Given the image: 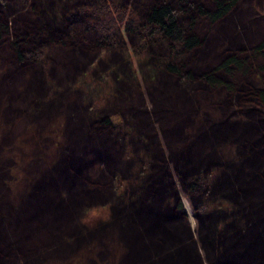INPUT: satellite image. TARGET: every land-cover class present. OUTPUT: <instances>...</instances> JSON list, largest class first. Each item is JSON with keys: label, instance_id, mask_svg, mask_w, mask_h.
Segmentation results:
<instances>
[{"label": "trees", "instance_id": "trees-1", "mask_svg": "<svg viewBox=\"0 0 264 264\" xmlns=\"http://www.w3.org/2000/svg\"><path fill=\"white\" fill-rule=\"evenodd\" d=\"M23 1L0 0V39L5 45L0 49V61L3 65L16 67L9 70L7 80H2L8 85H0V114L4 119L18 116L17 111L31 100L33 111L30 110L26 118L43 123L45 118L54 114L63 115L70 141L58 161L56 157L50 159L46 152L36 157L37 161L29 166L28 171L37 174L27 176L23 189L18 193L19 198L15 194L11 197L15 190L1 179L6 172L0 170V264H36L49 255L67 254L83 244L89 246L86 250L90 255L96 251L95 247H91L94 244L90 243L101 245L103 249L98 251L101 261L97 263L92 259L90 264H202L190 231L184 224L183 210L168 167L164 161L158 164L157 159L162 160L163 154L156 134L152 135L154 130L150 126V118L158 122L163 131L173 165L180 171L178 175L183 188L189 192L205 189L203 200L212 202L204 208L212 206L214 210L201 219L204 228L202 239L205 238L206 251L212 257L211 264H264V36L248 52H229L217 65L206 69L210 53L220 39L209 36L207 43L202 45L196 32L197 20L219 21L235 7L236 0H205V3L198 0H150L146 5H132L134 7L128 5V0H96L98 5H102L97 11L107 10L108 19L124 20L125 10L128 8L130 11L125 28L136 36L139 50H146V59L141 62L142 66L149 68H143L142 75L151 98L150 112L139 91L129 86L128 77L124 75L125 84L118 82L119 75L128 72V62L120 49L112 52L110 57L100 59L98 65L92 68L100 80L93 79L96 84L90 89L96 92L100 85V95L104 94L105 99L103 108L98 111L81 108L93 92L90 90L84 95L77 91L73 76L82 74L85 83H88L89 76L86 78L80 66L85 63V68L90 67L92 61L85 60L93 53V48H107L112 45L111 39L110 42L95 34L91 41L88 40L87 31H84L87 23L84 20L81 22L80 32L73 22L79 19L77 10L67 15L69 20L65 14L58 19L62 6H69L70 1L37 0V6ZM18 7H29L30 10L21 12ZM84 8L94 10L92 4L80 9ZM237 14L239 18L243 17L240 11ZM50 18H53V29ZM114 19L113 29L116 27ZM70 20L72 23L67 29L71 27L69 32H74L72 37H68L67 31L63 35L61 33L62 26ZM107 21L102 19L99 25L104 26ZM220 30L229 39L230 46L240 43L237 34H231L229 29ZM251 33L245 32V38L251 40ZM62 44L64 46L60 50L58 46ZM66 45L69 48H65ZM6 46L11 58L4 50ZM190 52H195L193 54L200 61L185 66V55ZM46 55L55 63L56 58L59 61L58 74L54 77L58 85L54 91V85L49 86V79L43 75L42 67L48 75ZM258 59H263L262 64ZM253 65L263 71L261 83L252 84L248 78L237 82L233 80L238 73L251 78L249 69ZM29 68L37 78L33 85L27 83L28 74L21 75L19 71ZM106 70L114 73V80L108 83L105 75L109 72ZM159 70L164 73H160L164 86L162 92L154 77ZM19 76L27 84L24 91L16 87ZM149 84L154 87H149ZM60 86L67 88L61 92ZM50 91L54 94L51 98ZM6 93L7 100L4 97ZM231 101L237 105L256 102L259 107L256 109L254 106V110L248 111L251 117L241 111L248 118L244 128L238 126L234 130L236 126L227 119ZM116 105L128 113L134 130L150 137L146 144L140 143V153H128L130 160L139 165L137 175L132 179L135 185L130 190H123V194L117 197L109 181L116 169L126 165L122 158L126 155L127 144L124 135L111 133L115 126L108 118L109 110L106 108ZM181 108L188 113H196V109L200 112L193 120L180 116ZM201 113L205 126L199 123L203 118ZM197 124L196 138L188 142L192 134L187 138L186 129ZM252 134L254 138H245ZM26 136H29L27 144L36 150L43 134L34 132ZM179 140L187 144L180 150L176 146ZM224 141L232 142L235 147H247L239 166L234 162L226 163L222 158L224 153L220 144ZM143 157L151 158L156 168L150 177L144 179L140 177L143 176ZM0 161H3L2 156ZM98 187L107 191L106 198H110L111 202L114 200L116 217L111 223L90 228L79 222V213L86 201L104 199ZM170 198L174 202L169 201ZM230 203L234 205L230 206ZM236 206L237 211H233ZM229 211L233 216L239 212L238 220L235 218L230 222L224 219L220 222L219 219L227 217ZM221 227L223 229L218 234L217 229ZM116 232L124 239L137 236L139 242L135 244L132 240L129 243V239L124 248L117 242Z\"/></svg>", "mask_w": 264, "mask_h": 264}, {"label": "rangeland", "instance_id": "rangeland-1", "mask_svg": "<svg viewBox=\"0 0 264 264\" xmlns=\"http://www.w3.org/2000/svg\"><path fill=\"white\" fill-rule=\"evenodd\" d=\"M65 1H70V4L69 6L61 5L62 8H61L60 13L58 12L59 13L58 19H61L62 14H65L67 18V15L70 16L69 14L71 12H75L77 10L80 15L79 16L80 20L77 18L78 21H73V22H75L74 24L78 27V31L80 32H82V30H79V28L82 26L81 22L84 20V22L87 23L86 24L87 28H85L84 31H87L86 33H87V36L89 37L88 40L91 41L92 36L96 34L99 36H103L104 38H107L108 41H110V39L112 41V45H110L107 48H97V49L93 48V53L89 55L88 59L85 60L88 62L90 60L92 61L90 63V67L85 68V63L80 66L79 69L84 70V74L86 75V78L88 76L89 77L87 78L88 83H85L86 79H84V76L82 74L78 75L79 73H77L76 74L77 76L76 75L73 76L74 81H75L74 87L77 89V91H79L80 93L83 92L84 95L86 93H90L89 91L90 90L92 91L90 87H92L93 84L94 85L96 84V82L93 81V79L100 80L98 79L97 75L94 73L95 70L93 71L92 68L98 65L100 59L108 58L112 55V52L115 53L116 50L120 49L121 52L120 51L118 52L123 53V57L125 61L128 62L127 64L128 72L126 71L123 73L119 71V73L121 72L123 74L119 75L118 82L120 83L123 82L125 84L124 80L126 79L124 75L128 77L130 80L129 86L133 87L134 89L136 88L139 91L142 98L144 99L145 106L150 112L152 110V103L150 100L151 98L148 93V89H147L148 86L146 85V82L142 75L144 73L143 68H148V67L147 65L142 66L143 62H141L142 59L145 58L144 55H146L145 54L146 50L145 49H141V51L139 50V48L137 47L138 41H137L136 36L132 33H129L125 28V23L127 21V18H130L128 16V14H130L129 9L127 8L125 10L126 12L124 14V20L120 21V20H117L111 17L116 21V25H115L116 27L113 29L112 27L114 25V21H112L113 19L111 18L108 19L109 16L108 15L106 16L107 10L103 11L101 9L99 12L97 11V8L102 5H98L99 2L97 3L96 0L94 3L92 0H81L79 2L78 1L72 2L71 0H65ZM147 1H150V0H139V1L138 0H128L127 2H128V5H131V6L132 5L143 6V4L146 5ZM198 1L205 3V0H198ZM23 2L25 3L33 2V5L37 6L36 5L37 0H24ZM236 2L237 3H235L236 4L235 7H233V9L229 13H227L224 17H222L219 21H216L215 23L210 22L206 18H200L199 20H197L198 24L196 26V32L202 41V45L205 44L209 36L210 37L218 36L220 39L219 43L214 45L213 52L210 53V57L208 61L206 62V69H211L212 67L217 65L218 62L221 61V59L224 57V55H226L229 52H233L236 50L248 52L251 46H253L261 37L264 36L263 35L264 34V0H236ZM90 4H92V7L94 8V10L92 8H84L83 10L80 9L83 6L90 5ZM111 6H116V4H113V5L111 4ZM28 8H24V9L20 8V11L24 12L25 10H30ZM239 11L240 13H243L242 18L238 17L239 14L237 13ZM102 12H103V16H102ZM102 19L109 20V21H107L104 24V26H102V25H99ZM71 21L72 20H70V22L66 21L65 25L62 26L61 28L62 35L65 34L66 31L69 33L68 37L69 36L72 37L74 35V32H71V31L69 32L71 27H68L67 29L68 24L72 23ZM50 23H51L50 27L52 29L55 28L53 18H50ZM70 26H73V25L71 24ZM220 28L222 30L229 29L231 34L233 35L237 34V37L240 38V43L237 45L230 46L229 39L225 35L222 34ZM99 29L102 31H100ZM248 31L252 32L251 40L246 39L244 36V33ZM0 43H2L0 44V49H1L2 46H5L4 40L0 39ZM62 46L64 45L62 44L58 46L60 50H62L61 49ZM65 48H69V45H66ZM4 50L7 51V54L9 56L7 46L5 47ZM160 51L162 52L163 50H160ZM193 53L195 52H190L189 54L187 53L185 55L186 56L185 66L190 65L191 63H193V61H196V62L200 61L199 58H196L197 55L196 54L194 55ZM9 57L11 58V53ZM50 60H51V57H50ZM50 60L48 59L46 55L45 63L47 62V65H48L47 74L49 75V78H48V75H45V72H44L45 67L44 69L42 67V70L44 73L42 74L44 75L45 78L49 79L48 80L49 86L54 85V88H53V91H54L55 87L58 85L54 77L57 76L58 69L60 66L57 64V62H59L57 61V58H56V63ZM258 62L262 64L263 59H258ZM114 64L117 65L115 62ZM32 65L36 67L35 64L32 63ZM12 68L15 69L16 67L14 66L10 67V64L3 65V63L0 61V85L1 84L3 86L4 84L8 85L7 82H4L2 80H7L9 78L10 76L9 70ZM35 70L37 71V69ZM249 70H250L249 72L251 74V78L242 77L240 75H243V74L238 73L234 75L233 80L237 82V81H240L242 78L244 79L248 78L252 84L261 83L262 81H261L260 75L262 74L263 71L259 67L256 68L254 65ZM19 71L21 72V75L28 74L27 76H29V78H28L27 83H31L32 85L36 83L37 78L35 75H33L34 72L31 68L26 69V70L20 69ZM106 71L109 72V73H106L105 75L107 78L106 82L108 83L114 80L112 77V75L114 76V73L108 70ZM106 71H102V72L105 73ZM91 72H93V75ZM197 72H200V70H198ZM160 73H163V71H160V70L156 71V74L154 77L158 80L157 85L158 87L160 86L159 87L161 90L160 92H162V90H164V86L162 85L163 80H162V77L160 76ZM128 74L132 77H130ZM2 76L4 77L2 78ZM33 76H35V79ZM17 80H19L18 83L15 82L17 89L19 88L20 90L24 91L27 86V84L25 83V80L21 79L20 76L18 77ZM154 80H153V85H155ZM68 85L69 83L67 84V86ZM153 85L149 84V87ZM98 87L99 88L96 89V92L92 91L93 94L90 96V99L87 102H84L81 105V108L82 107L83 109L88 108L91 111H98L100 108L101 109L103 108V104L105 102L104 94L100 95L101 93L99 90L100 85H98ZM64 88H67V87L60 86L59 90L61 89L62 90L61 92H64L65 91ZM7 95L8 93L4 95L6 100L8 97ZM53 95L54 94L52 93V91H50L49 92L50 98ZM29 98H32V97L29 96ZM30 101L31 100H29L27 105L21 108L22 110L17 111L19 113L18 116L13 115V117L11 118L4 119L2 117L3 114H0V156H2L3 158V161H0V162L5 163V164L0 165V170L6 172V174H4L1 177V179L5 182V184H7L9 187L15 190L14 193H11V197L14 196L15 194L17 198H19L18 193L23 189L24 187L23 185H25L24 183L28 179L27 176L29 174H34V175L37 174V173H34L33 171L31 172L28 171L29 166L32 163L37 161L36 157L46 152L48 153L50 159H53L56 157L55 159L58 161L60 158V155H62V152H63L62 150L68 147L67 145L70 141L68 139V135L66 134V130H65L66 120L64 119L63 115L54 114L50 118H45L46 120H44L43 123L42 122L38 123L37 121L33 119H27L26 118L27 114H29L30 110L33 111V107H34L32 106V104H30ZM254 106H256V102L253 104L252 103L251 104L241 103V105L239 104L237 105L233 101L230 102L229 113L227 115V119L229 123L236 126L233 128L234 130H237L238 126L239 127L241 126L242 128H244L246 121L248 119L242 114L241 111H243L246 115L251 117L252 115L248 114V111L254 110L253 109ZM119 107L120 106L116 105L114 107L112 106L111 109H109L110 107L106 108L109 110L107 111L108 118H111L113 120L111 121L113 122V126H115L113 132L111 133H113L114 135H116V133H120L121 136L124 135L125 136L124 140H125V143L127 144L125 147L126 155L124 158H122V160L125 161L126 165L121 169H116L114 171L112 180L109 181V183L112 185V187L115 190L116 197L118 195L123 194V192L126 189L130 190L134 187L135 183H134V180L132 179H133V176L137 175L136 171L138 170L139 165H137V163H135L134 160H130L131 158L129 157V154L134 155V154L140 153L142 151V148L140 147V143L143 142L146 144L148 142V139L150 138L148 134L147 135L144 134L145 136H142L137 130H134L132 127L133 121L129 119L128 113L124 109H122L121 107L119 108ZM244 109H247V110H244ZM256 109H259V107L256 106ZM180 112H181V114H179L180 116L185 115L186 117L190 119L192 118L193 120H195V117H198V114H199L197 112H200V111L196 109V113H194V111H191L188 113L187 110H184L181 108ZM201 116H203V118L199 121V123L200 124L203 123V126H205V119L202 113H201ZM253 118L254 117L250 118L248 122L250 123V120ZM150 122H151L150 126L154 130V132H152V135L156 134L158 145L160 146V149L163 154L162 160L157 159L158 164L164 161L165 165L168 167L170 177L172 179V184L176 192L177 199H179L182 210H183L182 212L184 215L183 216L184 224L187 226L188 230L190 231V234H191L190 237L192 238L194 245L197 249V255L199 256V259L202 264H211L212 257L210 253H207L206 251L205 238L202 239V235H204V228L202 226L201 219L203 215H206L209 212L214 210L212 206H209L210 208H206V209L204 208V207H207L208 204L212 205V202L203 200L204 198H202V194L205 191V189L199 190L197 192H189L187 189L186 191L183 188L181 176L178 175L180 171L178 172V170L173 165L172 155L169 151L168 144L164 140V137L162 135L163 131L160 129L158 122H156L154 119L150 118ZM37 124H39V126L42 129L39 128ZM197 127H198V124L190 125V127H188L187 129L185 127V129L187 130V138L191 136V134L192 136L194 134L193 137L191 136V138L187 139L188 142L193 141L196 138ZM34 132H40L43 134L42 138L39 139L40 141L38 143V148H36V150L34 149L32 150L30 148V145L27 144V140H26V138L29 137L26 135L34 134ZM106 134L108 136L111 135L109 131H107ZM184 137L186 138V136ZM250 137L246 136L245 138L252 139L254 138V135L252 134L250 135ZM186 145L187 144L183 143L181 140L176 142V146H178V150H180L181 147H185ZM220 145L224 153L222 158H224V160L227 161L226 163L231 164L232 162H234V164H237V166H239L240 161L244 159L245 153L247 151V147L244 148L240 145L239 146L237 145L235 147L234 145H232V142L230 141H224ZM58 150L60 153L58 152ZM151 152H152V149H151ZM142 159L144 160V161L142 160L143 161V164H142L143 172L141 174L143 176H140V177H143L144 179L145 177L146 178L150 177V175L153 174L152 172L156 171V168L151 158L148 159L146 157H143ZM262 162H264V155L262 156ZM152 167H153V170H152ZM130 179L132 180V182ZM129 180L130 182L128 183ZM98 188L100 192H103L101 195L104 197V199L101 197L100 199L96 201H92V202L86 201L83 205L84 207L82 211L79 213V216H80L79 222L86 224L90 228H95L98 224L100 225V224L111 223L115 220V217H116V212L113 210V207L116 205L113 203L114 200H112L111 202V200H109L110 198L105 197V195H108L107 191L106 190L103 191V189H101L100 187ZM92 191L97 192L96 190H93V189ZM169 201L174 202V199L172 200V198H170ZM249 204H251V200ZM233 205H234L233 203H230V206H233ZM237 209H238V206H236V208L233 211H237ZM257 211L259 213H262L260 210H257ZM228 213L231 215L229 216L228 214L227 217L223 219L222 218L219 219L220 222L224 219L230 222L235 220V218L238 220V216L240 214L239 212L238 214L235 213L234 216L231 213V211H229ZM246 221L247 220L245 219V222ZM220 222L218 223L220 224ZM214 223H215V220L213 221V224ZM222 229L223 227H221V229H217L219 231L218 234L221 232ZM116 240L118 243L122 244L124 248L126 247L128 240H129V243H132L134 241L136 244L137 242H139V238L137 236L124 239L123 236L119 234V232H116ZM90 244L91 245L94 244L91 247H95L96 249V251H94L95 253H92L90 255L86 250L87 247L89 246L86 244H83L81 247L76 248L75 250L67 254L63 253L57 256H55V254H53L52 256L49 255L47 258H45L44 260L36 264H90V260L92 259L95 260L97 263H99L101 261V258H100V255L98 254V251H102L103 249L101 245H97L95 243H90ZM117 259L119 261V256H117Z\"/></svg>", "mask_w": 264, "mask_h": 264}, {"label": "bare ground", "instance_id": "bare-ground-1", "mask_svg": "<svg viewBox=\"0 0 264 264\" xmlns=\"http://www.w3.org/2000/svg\"><path fill=\"white\" fill-rule=\"evenodd\" d=\"M187 205V204H186ZM193 223V222H192Z\"/></svg>", "mask_w": 264, "mask_h": 264}]
</instances>
